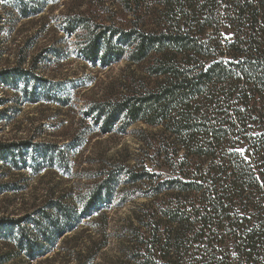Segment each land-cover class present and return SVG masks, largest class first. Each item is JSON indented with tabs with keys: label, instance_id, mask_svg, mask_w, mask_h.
Wrapping results in <instances>:
<instances>
[{
	"label": "trees",
	"instance_id": "trees-1",
	"mask_svg": "<svg viewBox=\"0 0 264 264\" xmlns=\"http://www.w3.org/2000/svg\"><path fill=\"white\" fill-rule=\"evenodd\" d=\"M22 10L25 17L37 13ZM124 10L132 17L127 27L90 12L61 21L87 60L103 67L127 61L146 75L84 113L101 134L138 123L163 127L173 137V178L145 166L104 174L74 210L55 204L60 235L100 213L125 183L121 205L149 203L136 225L123 228L128 243L117 264H264V132L245 136L251 119L264 123V0H124ZM11 73L0 56V82L11 85ZM9 148L0 143V153ZM42 221L60 223L43 212L33 220L40 232ZM21 222L0 226L16 227L19 247L34 257L46 234L31 240Z\"/></svg>",
	"mask_w": 264,
	"mask_h": 264
},
{
	"label": "rangeland",
	"instance_id": "rangeland-1",
	"mask_svg": "<svg viewBox=\"0 0 264 264\" xmlns=\"http://www.w3.org/2000/svg\"><path fill=\"white\" fill-rule=\"evenodd\" d=\"M22 9L37 13L25 17ZM89 12L107 25L127 27L132 21L124 0H0L1 66L14 76L11 85L0 82V143L10 146L0 153V220L21 219L20 231L31 240L46 234L34 257H28L18 245L17 228L1 225L0 264H117L128 243L123 228L136 225L148 199L121 205L128 185L119 183L100 213L64 235L55 204L74 210L118 167L145 166L173 178V137L163 127L138 123L125 132L101 134L85 115L93 102L146 77L142 67L127 61L103 67L77 51L76 39L64 33L61 21L67 14ZM223 35L231 38L227 30ZM257 119L249 121L247 138L264 132ZM43 212L59 225L42 221L40 232L33 220Z\"/></svg>",
	"mask_w": 264,
	"mask_h": 264
}]
</instances>
